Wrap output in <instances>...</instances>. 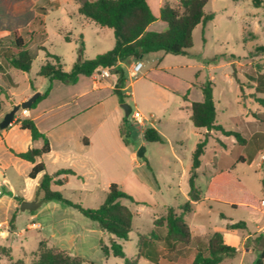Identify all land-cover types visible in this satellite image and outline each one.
I'll return each mask as SVG.
<instances>
[{
	"label": "rangeland",
	"instance_id": "1",
	"mask_svg": "<svg viewBox=\"0 0 264 264\" xmlns=\"http://www.w3.org/2000/svg\"><path fill=\"white\" fill-rule=\"evenodd\" d=\"M24 1L27 4L21 12H13L10 7L5 6L0 9V64L8 72V76L0 73V91L6 107L10 106L11 100L20 104L23 97L34 93L32 83L39 88V92L46 90L48 80L38 73L41 66L50 60L46 56L47 52L59 56L64 64L63 69L69 71L78 59L81 38L85 44L84 57L88 59L110 50L115 44L113 31L94 22H87L77 12L79 4L74 0H52L55 3L46 11L35 10L36 0ZM42 1H36L40 2L39 8ZM159 1L150 0L154 10ZM164 2L180 7L176 0ZM65 10L75 12L69 26H65L62 20ZM204 11L214 13V19L205 25L196 26L193 31V47L186 55L167 54L164 51L147 53L139 60L143 67L136 77L127 72V88L122 95L104 91L90 94L83 101V105L89 102L94 104L97 98L103 96L102 103L93 107L85 117L99 123L98 133L109 134L107 140L100 141L99 145L104 144L108 151L104 157L109 160L106 176L112 177L124 191L141 203L122 200L132 210L134 221L133 231L128 239L119 241L126 256L136 260L139 238L141 235L149 237L142 246L144 257L139 259V264H156L151 260L161 259L162 264H167L169 258L179 260V264H191L197 250L207 244L208 238L224 229L225 221L221 218L224 215L221 213L234 222L246 223L244 229L237 230L252 236L246 240L242 238L239 247L241 251L248 246L255 250L249 258L242 257L238 250L234 257H226L221 264H253L252 260L257 256L258 250L264 247V104L257 100L264 98V93L256 90V78L264 76V0L259 7H255L252 0H209ZM162 23L164 22L159 20L153 28L159 29ZM15 30L29 41V48L35 55L32 67L27 72L9 68L5 61V55L12 53ZM66 33H70V41L65 40ZM38 44L45 49L38 48ZM210 78L213 79L217 123L226 129L242 132L246 142L240 145L234 137H225L215 131L208 132L201 165L196 170V186L201 191V200L196 207L193 206L192 212L185 213L184 216L189 226L200 232L207 230V233L195 234L189 245L176 243V248L171 250L170 246L173 244L167 239L166 229L156 227L154 220L165 216L170 207L177 214L181 213L180 207L188 200L192 154L207 131L195 127L189 119L185 96L197 101L203 95L201 86ZM105 79L99 78L102 81ZM57 85L68 87L65 88L68 90L59 88L51 101L67 100L69 115L80 108L75 105L73 94L91 88L92 79L82 76L77 86L62 82ZM123 104L142 113L147 118L144 124L135 122L131 115L126 116ZM43 105L48 106L46 103ZM43 110V106H40L35 112V115H39L37 121L42 128L49 122ZM21 112L22 109L17 111L15 117H19ZM88 121L80 122L77 119V123H82V126L88 125ZM12 126L13 122L5 130ZM148 127L159 131L162 143L147 142L144 139L143 133ZM255 132L258 135L253 137ZM10 135L18 148L27 150L29 146L34 147L31 134L20 130L18 126L11 128ZM142 146L145 147L144 158L137 156V160L132 161L130 153L137 154ZM241 158L245 161H241ZM0 159L5 164L11 162L6 153H0ZM14 160L17 161L16 170L9 176L17 190H23L28 181H24L28 169L23 166L27 162L20 158ZM18 163L23 165L19 166ZM231 168L237 181L217 185L214 189L209 187L215 174ZM49 171H52L50 166ZM40 180L41 178L27 184V195L33 198L40 195ZM104 183L105 180L97 185L90 182L85 186L81 180L71 177L70 183L54 186V189L85 208H97L107 194ZM5 190V185L0 184V194ZM50 202L56 203L60 208L51 206L49 209L40 208L35 211L44 216L45 222L56 221L64 216H77L75 221L80 226L83 225L80 219L95 223L72 206L57 201ZM258 207L262 212H257ZM153 230L157 237L151 235ZM96 242L95 234L84 238V249L78 251V254L96 264H125L122 259L113 255L105 258ZM105 243L109 244L107 237ZM27 247L35 249L32 242L27 243ZM19 252L18 249L15 250V255L18 256L16 258L23 257ZM33 258L34 255L31 254L23 260L25 264H29ZM4 262L1 261L0 264H5Z\"/></svg>",
	"mask_w": 264,
	"mask_h": 264
},
{
	"label": "trees",
	"instance_id": "2",
	"mask_svg": "<svg viewBox=\"0 0 264 264\" xmlns=\"http://www.w3.org/2000/svg\"><path fill=\"white\" fill-rule=\"evenodd\" d=\"M208 2L209 0H180V7L165 4L160 8L159 17L154 15L148 0H84L80 2L79 13L97 25L111 29L115 44L110 50L88 59L84 57L85 44L81 38L78 59L69 71L63 69L64 64L59 56L47 52L46 56L50 60L41 66L38 74L48 80V86L44 92H38L34 84H31V88L35 93L31 97L33 103L29 109L36 108L41 101L48 97L55 81L76 84L80 76L89 77L106 68H109L112 75L117 77L114 93L122 95L121 88L126 85V72L121 64L130 65L134 61H139L145 54L155 51H164L173 55H186L189 49L193 47V31L196 26L199 24L205 25L214 19V13L204 11V7ZM252 2L255 7L263 4V0H252ZM157 19L165 22L167 27L163 31L147 30L148 26ZM13 35L12 53L5 55V61L9 68H16L25 72L30 71L35 55L28 48L26 40L18 30H15ZM66 40L70 41L69 37L66 36ZM0 73L8 76L2 64H0ZM201 89L203 100L191 103L190 119L195 127L205 129L207 133L197 143L192 154V166L188 181V200L180 207L181 213L177 214L175 209L170 207L165 216L154 220L156 227L166 229L167 239L172 244L189 245L193 239L191 228L184 216L185 213L192 212L195 203L201 200V191L196 186V170L201 165V156L204 154L208 142V132L215 131L222 133L225 137H234L240 145H244L246 142L242 132L226 129L223 125L217 123L213 82L211 80L207 81L201 86ZM185 99H187L186 96ZM257 100L264 104V98H257ZM2 104L0 91V111L2 110ZM123 122H125V119H123ZM20 128L28 130L33 140L41 139L43 141L40 148H29L25 152L17 154L21 159L35 164L29 174L31 178L43 173L39 183L40 202L57 201L76 208L86 218L96 222L101 231L109 236V244H106L103 239L100 241L105 257L113 255L122 259L125 264H138V259L132 260L126 256L123 245L119 240L128 239L130 232L133 231L134 221L132 210L122 200H128L136 204L141 203L124 191L117 183L110 185L104 201L97 208H85L81 204L70 201L60 191L53 190L52 185L62 186L67 184L69 176L75 174L74 171L60 169L55 175L47 173L45 164L37 162L39 158L51 151L47 135L39 130L35 121L31 118L20 120ZM143 136L147 142H163L162 135L154 127L146 128ZM124 140L126 141V139ZM233 168L221 170L215 174L209 187L214 189L217 185L237 181L235 174L232 172ZM262 184L264 190V178ZM17 200L18 204L22 201L18 197ZM245 227L246 223L243 221L228 224L230 230L244 229ZM151 235L157 237L154 230L151 231ZM148 239V236L142 235L139 238L138 256L143 255L142 246ZM237 253L238 249L227 244L221 232H215L208 238L207 244L197 250L191 264H221L226 257H234ZM33 255L34 258L29 264H96L89 259L73 255L65 249L51 245L47 240H42L39 243ZM9 264H25V262L23 259H18L11 260ZM253 264H264V247L258 252Z\"/></svg>",
	"mask_w": 264,
	"mask_h": 264
},
{
	"label": "crops",
	"instance_id": "3",
	"mask_svg": "<svg viewBox=\"0 0 264 264\" xmlns=\"http://www.w3.org/2000/svg\"><path fill=\"white\" fill-rule=\"evenodd\" d=\"M36 1L34 5L35 10L41 9L42 11L48 10L49 7H52L53 4L55 3L52 0H43L41 2L42 6L39 8L38 5H40V2H36ZM56 1L59 2L58 0ZM74 1H76L80 6L79 1L77 0H74ZM164 1L165 0H160L158 2V6L156 10H154L150 3V0H148L150 7L156 17H159V11L162 6H164L165 4H170ZM176 1H177L176 3H180V0H176ZM26 4L27 2L24 0H19V1L0 0V9L2 6H5V8L10 7L13 12L15 11L21 12L23 10V7ZM170 5L174 6L172 4ZM79 6H77V12H79ZM174 7H177V6H174ZM74 14H75L74 10L64 11L65 16H63L62 20L65 26L71 25L72 16ZM38 17L39 16H37V18ZM84 19L87 22H93L85 17ZM159 20L160 19H157L152 24H150L147 30L163 31L167 25L165 22L159 25L160 27L159 29L153 28L154 25ZM29 25H30V22L28 26ZM59 31L62 34L64 33L62 29H60ZM66 36L69 37V39L71 40L70 33L65 34L64 36L65 40H66ZM25 40L29 48V41L27 39ZM37 47L42 48V49L44 48L40 44H38ZM135 62L136 61L132 62V64L130 65L121 64L124 67L125 72H126V82H127V72L131 73L132 66L134 65ZM82 76H80L78 83L74 84L73 86H77V84L80 83ZM84 77L88 79H92V87L87 88L85 90L77 91L73 94V101L75 105L80 106L77 112L75 113L72 112L69 115H67V110H68L67 100H63V101L52 100L51 101L52 98H55L59 88H61L64 91L68 90V89H65L68 87H60L57 85L59 82L55 81L52 85V89L48 97L44 99L43 101H41L37 105L36 108L27 109L26 112L22 110L21 115L19 117L14 118L12 127L18 126L20 128V120L25 119V118H31L35 121L39 130L43 132L45 135H47L50 141L51 151L49 154L39 158L37 161V162H43L45 164L47 173L51 175H55V173L60 169H71L74 171L75 174L69 176L68 183H70L71 177H76L77 179L81 180V183L85 186L89 185L90 182H93L95 185H97L101 183L103 180H105L106 182L104 183L105 188L108 191L110 185L116 182H114L115 180L112 177L110 178L106 176L107 171L109 169V166H108L109 160L105 159L104 157H105V152H108V151L104 148V144H101V146L99 145H100V141L107 140V137L109 136V134L106 132L98 133L97 129L99 127V123H97L96 121L90 120L91 118L85 117V115L88 114L93 109V107H96L102 103L103 96L97 98L94 104H90L89 102L83 105V101L90 94H100L104 91H109L113 93L114 87L117 82V77L112 75L111 72H110L109 77L102 76L100 72H97L89 77L87 76H84ZM100 77L106 78L105 81L99 80ZM260 77L262 76L257 77L256 81L258 84L259 83L260 84L262 83V84L257 85L256 90L260 91L261 93H264V77L262 78ZM107 79H111V80L106 81ZM210 80L213 81V79L211 78ZM126 88H127L126 85L123 88H121L122 93ZM36 91L39 92V88L36 87ZM34 93L27 94L25 97H23L20 103L26 101L27 99H30ZM202 100H203V95L202 96L200 95L197 101H202ZM186 101L188 104L185 107L187 109L188 117L190 119L191 103L193 102V100L187 97ZM45 103L48 104L47 107H44L45 105L43 104ZM15 104H18V103L15 102ZM40 106H43V109H44L43 111L44 113H46L47 119H49V122L43 128L40 126V124L37 121L39 115H35V112L39 110ZM12 107L13 105L11 104L9 107H6L4 104H2V110L0 111V122L2 121L4 115L12 109ZM77 119H79L80 122L89 120L88 121L89 123L88 125L82 126L81 125L82 123H77ZM11 128L7 131L5 129L0 128V153L8 154L11 159V162L6 163V164L3 163L2 160L0 159V184L1 185L4 184L6 187V190L4 192H1L0 194V262L5 261L4 262L5 264H9L11 260L24 259V257L28 258L31 254H33L37 250L38 245L42 240H47L49 244L51 245H54L58 248L65 249L73 255L85 258L84 256H81L80 254H78V251H80L81 249H84V245L82 244L83 239L87 238L91 234H95L96 241H98L96 243H98V246L102 252L100 241L103 239L105 242L106 237L109 241V236L105 235L101 231V229L99 228L96 222L88 223V221H85L79 218L81 220V223L83 224L80 226L75 221V219L78 218L77 216H74V217L64 216L61 219H58L56 221L45 222V220H43L44 216L41 215L39 212H35L40 208L49 209L51 208V206H53L55 209H59L60 206L57 205L56 203H51L50 201L40 202L39 195L33 198L26 194L25 188L27 187V184H30L31 181H37L38 179L42 178L43 173H39L35 178H31L29 176L35 164L29 161H25L21 159L20 157H18L17 155L18 153L25 152L26 150L18 148L15 145L13 138L10 135ZM20 130L22 129L20 128ZM22 131L29 132L28 130H22ZM257 135H258V132H255L253 134V137ZM33 141H34L33 143L34 148H40L43 144V141L41 139L33 140ZM129 156L132 161L137 160L136 152L130 153ZM15 158H20L21 160L27 162L25 163L27 165H23V163H18L19 166L23 165V166H26L25 169H28V172L27 174H25V179H24V181H26V179L28 181L25 183L24 185L25 188L23 190H17L16 186L13 185V180L9 176L10 173L14 174L16 170L17 161L14 160ZM241 161H245V160L241 158ZM49 166L51 167L53 172L49 171ZM54 186H60V185L53 184L52 185L53 190H55ZM17 197L21 198L22 201H36L39 203V206L32 211H29V210L21 211L20 204H18ZM197 204L198 202H196L194 206L196 207ZM263 204H264V200H263ZM256 210L259 213L262 212L261 210H259V207ZM221 215L222 216L224 215L221 218H223L225 221L224 229L221 230L224 241L227 244L236 247L240 251V255H242V257L249 258V255L253 254V252L255 251L254 248L252 246H248L241 251L239 244L242 238L246 240L252 235L250 234L244 235L242 233H239L237 229H234V230L228 229V224H232L235 222L231 218H228L226 214L221 213ZM21 218H23L24 220L20 221ZM190 228H191L193 235L195 234L205 235L207 233V230H202V232H200L191 226ZM119 241H122V240H119ZM17 242H19V244H17ZM29 242H32L33 245H35L34 250H30L27 247V243ZM175 248L176 246L174 244L170 246L171 250ZM16 249L20 251L19 255H23V257L16 258L18 257L15 255ZM260 250L261 249H259L258 252ZM138 255H137V259H138V264H139V259L141 257H144V255H141V256H138ZM257 256L253 258L252 263H254ZM108 257H105V258H108ZM151 261L153 263L155 261L156 264H162L163 260L161 259L159 261H156V260H151ZM167 264H179V260H175L174 258L173 259L169 258Z\"/></svg>",
	"mask_w": 264,
	"mask_h": 264
},
{
	"label": "water",
	"instance_id": "4",
	"mask_svg": "<svg viewBox=\"0 0 264 264\" xmlns=\"http://www.w3.org/2000/svg\"><path fill=\"white\" fill-rule=\"evenodd\" d=\"M4 94L6 95V98H8V95L6 94V92ZM32 103H33L32 98L27 99L26 101L20 104H15V102L11 100L10 104L13 105V108L4 115L2 121L0 122V128L5 129L8 126H10L14 120L16 112L19 111L20 109H29ZM122 107H123V110L126 116L131 115L132 108L130 105L123 104ZM144 155H145V147L142 146L138 149L137 156L140 158H143ZM38 206H39V203L36 201H22L20 203V210L21 211H25V210L32 211Z\"/></svg>",
	"mask_w": 264,
	"mask_h": 264
},
{
	"label": "built area",
	"instance_id": "5",
	"mask_svg": "<svg viewBox=\"0 0 264 264\" xmlns=\"http://www.w3.org/2000/svg\"><path fill=\"white\" fill-rule=\"evenodd\" d=\"M143 67V64L142 62L140 61H136L134 63V65L132 66V69H131V76L132 77H136L141 69ZM110 72L111 70L109 68H106V69H103L100 71L101 75L104 76V77H109L110 76ZM24 112L27 111V109H22ZM131 116L133 118V120L135 122H137L138 124L142 125L144 124V121L147 119L142 113H140L139 111H133L131 112Z\"/></svg>",
	"mask_w": 264,
	"mask_h": 264
}]
</instances>
